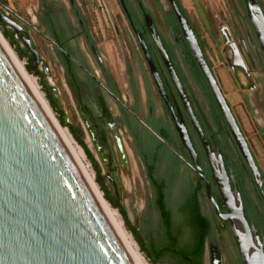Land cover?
I'll list each match as a JSON object with an SVG mask.
<instances>
[{
  "label": "water",
  "instance_id": "obj_1",
  "mask_svg": "<svg viewBox=\"0 0 264 264\" xmlns=\"http://www.w3.org/2000/svg\"><path fill=\"white\" fill-rule=\"evenodd\" d=\"M167 2L179 24V38L186 41L239 153L260 185L259 170L191 26L175 1ZM243 4L264 57V15L257 0H243ZM144 19L201 141L226 213H221L213 201L210 183L197 164V153L186 127L173 112L143 38L135 33L156 91L169 109L178 137L188 151L190 166L204 181V193L214 205L217 217L228 220L242 264H264L262 243L244 218L237 187H230L232 174L226 173L219 149L206 142L150 17L146 15ZM0 21L14 28L30 52V66L36 68L39 54L29 38L23 37L19 25L1 11ZM176 43L179 45L177 39ZM174 154L179 156L177 152ZM0 264H138L64 134L1 37Z\"/></svg>",
  "mask_w": 264,
  "mask_h": 264
},
{
  "label": "flooded vegetation",
  "instance_id": "obj_2",
  "mask_svg": "<svg viewBox=\"0 0 264 264\" xmlns=\"http://www.w3.org/2000/svg\"><path fill=\"white\" fill-rule=\"evenodd\" d=\"M174 1L178 7L177 0ZM117 2L128 25V30L134 37L137 49L144 59L135 33L140 34L143 38L148 53L163 82L173 112L176 117L182 119L193 147L197 149V164L210 183L213 201L221 213H226L228 211L227 207L223 205L222 195L213 180L210 165L201 141L193 127L190 115L180 99L147 30L144 17L146 15L150 17L152 25L164 45L175 73L183 86L192 113L199 122L206 142L212 147L219 149L226 173L228 175L232 174V178L229 179L230 187L231 189L234 186L237 187L244 218L249 227H253L256 230L264 252V173L245 130V125L252 128L253 123L256 122L257 137L264 147V106L260 104L262 110L259 116L262 121L260 122L255 118L256 110H252L254 103L251 99L252 89H255L252 75L257 73L264 74V57L251 24L246 17L243 0H241V5L245 20L240 18V27L236 26L232 30L225 32L224 41L226 44L224 43L222 49L219 47L217 49L221 65L228 71L234 95L223 92L216 76L217 68H215V64H209L204 54L203 56L248 145L252 159L260 173V185H257L254 181L245 160L239 153L237 145L229 133L228 126L186 41L179 38L180 27L167 0H165L167 9L163 8L159 0H154V11H151L143 0H117ZM257 2L264 15L263 0H257ZM39 6L40 12L36 25H31L21 18L20 20L26 28L29 27L34 34L48 42L54 50L57 62L66 72L67 84L79 104L80 113L89 128L90 135L97 142V147L99 146L98 143H100L110 153L108 156L105 155L108 159L110 172H114L116 168L125 163L126 151L121 137L122 132H124L134 152L135 147L138 146L150 153L152 151L151 148L160 144L161 147H158V154L168 151L178 159L179 168L183 166L195 175L192 184L194 187L198 186L200 181L204 183L197 172L190 166L191 161L186 156L188 151L178 137L167 106L160 98L167 114L166 118L153 107L147 83L144 81L145 97L143 99L138 92L136 79L132 77L129 85L134 103L123 101L116 81L107 70L87 20L81 13L76 0H68V6L59 4L57 0H40ZM180 12L187 19V22L191 20L188 14L184 16L181 10ZM23 25L19 29L21 35L22 33H27ZM161 27L163 30H168L172 43L167 42L160 29ZM176 39L179 45H177ZM85 48L94 59L99 73L92 70ZM178 64L184 67L188 73V79L193 84L195 83V87L198 90L202 89V96H204V102L207 106L202 107L201 103L195 99L194 93L192 96L191 92L193 90L190 91L186 82H184ZM145 66L150 75L146 63ZM242 80H246V84L241 86L240 82ZM151 81L153 83L152 78ZM153 86L156 91L154 83ZM239 86L245 88L246 94L241 93L242 89L238 90ZM258 101L261 103V100ZM204 128L208 137L205 135ZM174 152H177L179 156L175 155ZM113 156L119 161L117 166L113 165L112 160H115ZM193 195L200 202L202 212L208 216L212 230L216 231V233H211L203 241L201 264H227L226 260H230L233 262L232 264H242L228 220H222L217 217L214 205L206 194H182V200L188 202L192 200ZM178 197L179 195L175 199H171V194H169L168 199L169 201H177ZM219 230L221 231L220 234L217 233ZM169 263L173 264L172 262Z\"/></svg>",
  "mask_w": 264,
  "mask_h": 264
},
{
  "label": "rangeland",
  "instance_id": "obj_3",
  "mask_svg": "<svg viewBox=\"0 0 264 264\" xmlns=\"http://www.w3.org/2000/svg\"><path fill=\"white\" fill-rule=\"evenodd\" d=\"M57 1L63 6H68V0ZM180 1L189 18L197 20L198 25L201 26L202 37L207 41L209 50L212 52L209 56L213 58L214 64L217 63V60L219 61L217 45H215L213 41L209 28L213 29L216 35L218 34L217 38H219L223 48L225 43V32L232 30L233 27H240L238 18L245 20L241 0H234L237 2L238 15H236L230 5L231 3H229L231 0ZM76 2L81 13L87 20L96 46L98 47L109 74L116 81L119 94L123 101L134 103L133 94L131 93L129 85L132 77L136 79L138 92L141 98L144 99L145 81L150 90V98L153 107L159 114L166 118L167 114L162 101L154 89L144 59L137 49L138 47L134 41V37L128 30V25L119 8L117 0H76ZM143 2L151 11H154V0H143ZM159 2L163 8L167 9L165 0H159ZM39 4L40 0H0V11L19 25V27L23 25L20 18L31 25H36L40 12ZM262 7L264 9V0ZM200 19L202 21H200ZM203 19H205V21H203ZM1 22L2 21H0V32L2 36L9 44L11 50H13L19 62L23 65L27 74L36 83L38 91L47 102L53 116L60 126L70 134L75 145L82 150L84 154L83 163L92 175L99 191L102 195L105 193L117 204L118 207H113L104 198L112 209L115 210L125 231H127L128 235L137 245V249L145 264H170V261L166 260L153 263L146 250L143 249L141 245L142 243L145 247H149L151 233L157 222V215L152 205L153 194L145 177L143 164L132 150L125 133L122 132L121 135L126 151L125 163L111 173L107 159L110 153L108 150H105L100 143L98 144L101 147H97V142L93 140L90 135L89 128L80 113L79 104L67 84L66 72L57 62V56L51 45L34 34L29 27L26 28L23 25L27 33H22V36L29 38L31 44L38 52L39 64L36 68L42 72V75L30 73L27 70L28 56H31L30 52L21 41L19 35L15 32L14 28L6 23V25L1 24ZM160 29L167 39V42L172 43L168 30H163L162 27ZM5 33H7V36ZM19 48L26 54L22 58L17 55V49ZM85 50L88 54L92 70L99 73L94 59L90 56L86 48ZM44 66H46L47 72H44ZM178 66L184 82H186L190 91L193 90V92H191L192 96L194 93L197 102L201 103L202 107L207 106L204 102V96H202V89L198 90L195 87V83L193 84V82L188 79V73L184 67L180 64H178ZM252 77L254 78L255 84V89H252L251 99L254 103L252 110H256L255 118L262 122L259 116L262 111L260 104L264 106V74L257 73L252 75ZM242 84H246V80H242L240 85L242 86ZM241 89V93L246 94L245 88L241 87ZM258 100H261V103ZM256 127V122H254L252 128L245 125V130L264 173V147L257 137ZM69 128L81 130V139L93 161L89 159L85 149L73 138ZM113 158L115 159L112 160L113 165L117 166L119 161L115 156H113ZM167 164L168 159L160 156L157 162V175L161 176L165 173ZM170 178H174V176L171 175ZM194 179L195 175L190 170H186L183 166L179 168V180L173 184L171 199H175L179 195L178 193L181 188L182 180H184L183 183L192 185ZM100 185H102V187ZM172 201L173 200H171V202ZM136 238H138L141 243L138 242ZM226 263L232 264L233 262L226 260Z\"/></svg>",
  "mask_w": 264,
  "mask_h": 264
},
{
  "label": "trees",
  "instance_id": "obj_4",
  "mask_svg": "<svg viewBox=\"0 0 264 264\" xmlns=\"http://www.w3.org/2000/svg\"><path fill=\"white\" fill-rule=\"evenodd\" d=\"M229 3H231V7L236 15H238L237 2L231 0ZM177 4L183 15L187 16L186 10L182 7L179 0H177ZM238 21L240 23V18H238ZM188 23L193 30L202 53L210 64L211 62L207 56L209 49L205 39L202 37L198 22L195 19H191L188 20ZM1 24L6 25L3 22ZM5 35L7 36V33ZM17 55L22 58L26 54L19 48L17 49ZM29 61L30 56H28L27 62L28 72L42 75V72L37 68L30 66ZM69 130L77 143L85 149L89 159L93 161L81 139V130L74 128H69ZM204 132L208 137L205 128ZM158 147H161L160 144L151 148L152 151L150 153L138 146L135 147V152L143 164L144 174L153 194L152 205L157 215V222L151 233L149 247H145L138 238L136 239L141 243L143 249L146 250L153 263L166 260L173 264H201L203 241L211 233H216V231L212 230L213 228L210 226L208 216L202 212L200 202L195 195H193L192 200L186 202L182 200V194L204 193V183L200 181V184L194 187L193 185L183 183L184 180H182L177 201H169L168 196L172 194L173 184L179 180V161L168 151L158 154ZM195 151L197 152V149ZM160 156L168 159L166 171L161 176L157 175L156 172ZM186 156L190 159L189 154H186ZM171 175L174 178H170ZM100 186L102 187V185ZM103 196L111 206L118 207L105 193ZM217 233L220 234L221 231L219 230Z\"/></svg>",
  "mask_w": 264,
  "mask_h": 264
},
{
  "label": "bare ground",
  "instance_id": "obj_5",
  "mask_svg": "<svg viewBox=\"0 0 264 264\" xmlns=\"http://www.w3.org/2000/svg\"><path fill=\"white\" fill-rule=\"evenodd\" d=\"M0 37L3 40V42L5 43V45L7 46V48L9 49V51L11 52V54L13 55V57L15 58V60L17 61V63L19 64V66L21 67V69L23 70V72L25 73V75L27 76V78L29 79L30 83L32 84V86L34 87V89L36 90L37 94L39 95V97L41 98V100L43 101L44 105L46 106V108L48 109V111L50 112L51 116L53 117V119L55 120V122L57 123L58 127L60 128V130L62 131V133L64 134L65 138L67 139L68 143L70 144L71 148L73 149L75 155L77 156L78 160L80 161L81 165L83 166L84 170L86 171L88 177L90 178L91 182L93 183L95 189L97 190L98 194L100 195L102 201L104 202L105 206L107 207L108 211L110 212L111 216L113 217L115 223L117 224L118 228L120 229L121 233L123 234L129 248L131 249L136 261L138 264H145V262L142 259L141 254L139 253L138 249H137V245L135 244V242L133 241V239L128 235L127 231H125L124 227L122 226L121 222L119 221L117 214L115 212V210L112 209V207L109 205V203L104 199L103 195L101 194V192L99 191L97 185L95 184L92 175L89 173V171L87 170V167L85 166V164L83 163V157L84 154L82 152V150L75 145L72 137L70 136V134L63 129L60 124L58 123V121L56 120V118L53 116L47 102L45 101V99L43 98V96L41 95V93L38 91L37 85L34 82V80L27 74V72L25 71L23 65L19 62L18 58L16 57V55L14 54L13 50H11L9 44L7 43V41L5 40V38L2 36L1 32H0Z\"/></svg>",
  "mask_w": 264,
  "mask_h": 264
},
{
  "label": "crops",
  "instance_id": "obj_6",
  "mask_svg": "<svg viewBox=\"0 0 264 264\" xmlns=\"http://www.w3.org/2000/svg\"><path fill=\"white\" fill-rule=\"evenodd\" d=\"M200 21H202V20L200 19ZM203 21H205V19H203ZM199 28H200V30L202 32L201 26H199ZM209 30H210L211 36L213 37V41L215 42V45H217V49H218V47L220 49H222L221 42H220L219 38H217L218 34L216 35V32L213 29L209 28ZM218 41H219V43H218ZM206 44H207L208 49H209V45H208L207 41H206ZM210 53H212V52L209 50L207 52V55H208V58H209V60L211 61V64H212L213 63V60H212L213 58L209 56ZM213 65H214V63H213ZM215 68H217L216 69V76H217V79H218V81L220 83V86H221V89L223 90V92L225 94H233L234 93L233 86L231 85V83L229 81L228 71L225 68L222 67L221 62H220V58H219V61L217 60V63H215ZM239 89H241L240 86L238 87V90Z\"/></svg>",
  "mask_w": 264,
  "mask_h": 264
}]
</instances>
